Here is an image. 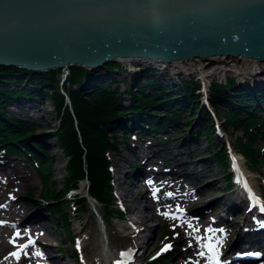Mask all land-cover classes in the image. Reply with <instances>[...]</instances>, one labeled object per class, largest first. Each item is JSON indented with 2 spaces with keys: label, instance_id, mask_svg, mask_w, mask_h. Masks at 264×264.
Returning a JSON list of instances; mask_svg holds the SVG:
<instances>
[{
  "label": "bare ground",
  "instance_id": "obj_1",
  "mask_svg": "<svg viewBox=\"0 0 264 264\" xmlns=\"http://www.w3.org/2000/svg\"><path fill=\"white\" fill-rule=\"evenodd\" d=\"M116 62L123 64V65H127V64L131 65L134 62H137V63L145 62L146 64H149V65L151 64L155 66L159 65L160 67H163L164 69H172L177 74L194 73L198 75L200 81L203 82L204 85L206 84L207 78H209L213 74L233 73V74L238 75L240 79H242L241 80L242 82L248 83V85L250 86L251 84L249 83V81L251 80V78L256 77L257 75L259 76V74L263 76V72H264V62H260V61H257V60H254L252 58H248L245 56L218 55V56H212L208 59L194 58L191 60H185V61L174 60L170 62L164 61L161 59H151L147 57H118L116 59ZM79 66L84 67L85 69H90L83 65H79ZM49 69H45L43 73L47 72ZM54 69H57L59 71V69H63V68L56 67ZM156 69L155 70L145 69V71L152 70L154 72L153 73L149 71L155 76L154 79L150 78L153 83H155L156 81L160 82L162 80L160 79V77L163 71H161L158 68ZM91 70H93L91 71L93 77L96 76L95 79L97 80V76H101V72L104 71V68L102 66V67L91 69ZM95 70H97L98 72L97 75H96ZM130 71L135 76V80L138 77L140 78V75L144 74V70L138 71L137 68H133ZM155 73H157L158 75ZM134 76L132 77V79H134ZM9 78L10 79H8L7 81H0L1 82L0 85L3 83H7L8 86L4 84L5 87L9 88L10 86H14L15 88H19V90L22 92L16 93L13 95L8 93L9 96L6 98H3L4 102L2 105H0L2 110L9 116H17L19 114L25 115L27 114L28 111H33V114L37 119L38 117L37 111L39 112L40 110H42V106H41L42 94L41 93H43V91H42L41 86L38 83H36L35 80L25 78V76H22V75H11ZM91 79L92 78L86 80L85 82L86 83L85 86H87V88L89 85L94 84L93 83L94 81H96V80H93V79L91 80ZM147 81H150V80H147ZM9 83H14V84L10 85ZM171 83L173 85L175 84L179 86L178 84L179 82H177L176 79L173 80V82ZM245 85L246 84H244L243 87L235 85V86H232L231 88H228L227 90H225L227 92L228 97L227 96L219 97L220 99L218 98V101H222L226 103L227 107H235L239 109V111L242 109L244 110L246 109L247 111H250V109L252 108H247V107H251V106L253 108L258 107L260 109H263L264 108V91L260 90V93L255 96L256 93L249 94V91L247 89L241 90L244 87L248 88L247 85L246 86ZM236 86L238 87L234 88ZM176 90H178L179 92L176 94H173V92H176ZM236 90L237 91L241 90L242 92L245 91V93H239V94H237V92L234 93V91ZM166 92L171 94V96L174 98L173 101H170V102L162 101L158 103L156 107L148 109V111H146V116L143 118L142 121L137 120L134 114H129V113L125 115L121 114V116L118 118L117 124L114 126V128L118 127L120 132L128 128L134 129L135 130L134 133L129 134L130 138L128 139H131V141L137 140L133 143H131L130 141V143L127 144L126 146L123 145L125 148L132 150L133 155L135 156L136 162L134 160L131 161V159L127 157L125 153L121 152L120 158L118 157L117 159L126 160V165L128 164V166L123 169L117 166L116 169L119 171L120 174L138 176L136 180H139V181L141 180V182H143V185L146 186L145 188H143V191L141 192V194L134 195L135 205L130 207L131 213H129V214H133V217L123 222L118 223V226L120 225V227L122 228L124 227L127 228L128 226L133 227V230L130 231V234L133 238H135L136 244L134 245L138 246V250L139 249L142 250L140 253H134L133 255L134 258L133 260H129V264H145V261H143L142 258L145 257V255L149 252V248L151 245V244L147 245L148 242L146 241L147 240L149 241V239L152 238L154 234V227H155L154 225V227L152 226L149 228V230H146L147 229L146 223H148L146 222V220L149 221L151 220V217H154L153 216L154 213L152 214V216L150 214L148 218L146 217L145 211L148 209L153 210V212L156 211V213L159 214L161 210L163 211L165 210L166 207H168V210H171L173 212V215L178 216V218L181 220L180 223L176 226V233L174 235L173 243L170 244L167 250H165L164 252H160L152 257V260L157 261L161 259L163 254L165 255L166 252H169V253L172 252L173 255L175 256L174 264H180V263L181 264H195L196 261L200 260V257L197 252V246H196L197 240H196V237L193 236L194 229L198 227H203L205 218L208 215H210L212 212L217 211L218 207L220 208V211L223 209V212H222L223 218H221L222 220L219 219L221 222L224 223V226H225L223 229V235L221 237L223 239L225 238L228 240L230 236L234 233V231L232 230L234 229L235 225L233 222L234 220L232 221L231 217L238 215V217L241 218L242 216V212H241L242 210L237 209V207L240 206L242 204V201L244 200V196L241 193L243 191L241 190L239 185H237L236 191H232L231 188H229V190H231L229 191L230 193H227L225 192V190H222L220 192L221 195L214 198L213 200L209 202H205L201 204L200 206L198 205V206L192 207L194 205L195 200H203V197L208 192H210L209 188L210 187L212 188L213 186L212 184H216L217 179H215L216 178L215 176L208 177L209 175H211V168L210 166L207 165L209 161V157L206 156L204 153H202V151L206 148L198 147L199 140L197 138L199 137L196 135V132H194L193 130L194 126L192 128V125H195L196 122L200 119V117H197L196 121L194 120L195 123L193 122L191 124V127H189L187 131H185L186 133H183L179 137L172 136V134H177L176 130L178 129H176L175 127L176 122L172 119L163 118L162 115L158 112V109L160 107L170 109L169 107L171 106L172 107L170 109L171 111L174 108L172 105L174 106L177 105V107L179 108L178 111L180 112L184 111L185 113H187L185 110L188 109L187 105H189V100L188 101L184 100L182 96L183 93L180 91V88L178 87L177 89L174 88V86L168 87L166 89ZM158 95L160 96V98L164 97V94L162 93H159ZM239 95L245 96V97L242 99H239L238 97ZM207 98L210 103V100H211L210 97L207 96ZM247 99H249V101L250 99L251 101L253 100L252 101L253 104L252 102L248 103ZM238 100H241L240 101L241 104L237 103ZM165 116L168 117L169 113L166 112ZM186 116L189 118L188 114H186ZM150 119H154V120L161 119L162 121L155 122L157 123L156 125L155 124L152 125V123L148 125V121ZM187 123H190V122L189 121L187 122L185 120L183 123H181V125H183L184 127V125H186ZM142 124H144V127H142ZM170 132L172 133L169 136ZM214 134H215V129H214ZM38 136L42 138L46 137L45 139L46 141H43V142L46 143L44 147L47 149L48 144L51 143V141L47 137V134L40 133L38 134ZM137 136H140L142 139H137ZM219 137L221 139L224 138L223 136H219ZM208 144H212V143H208ZM226 144H227L226 141L222 142V145H226ZM165 147L167 148V151H166L167 154H165ZM229 147L231 148L230 143H229ZM184 152L191 153L188 156L189 158H184L182 156ZM47 153H48V150H47ZM10 155H4L0 157V170L2 171V173L0 172V216H1L0 218H2V220H0V250L2 249L4 250L7 247L5 243L6 241L9 242L12 248L15 247L16 245L19 244V238L23 235H26L29 232L31 235L26 236V237H30V236L34 237L35 241L33 244H37L41 246L44 249L45 254L42 255V258H39L33 250H30L32 244H27L26 247H22V248L15 250L14 252H10V253H16L15 256L10 255L9 253V255L15 259L11 264H44V262H47L49 264H62L61 262L63 259H60V256L55 253L57 251L61 252L64 250L60 246L54 245L55 243L44 240L45 235H48V236L50 235L49 234L50 227L48 225L47 220H45V216H43L42 211H41V208L42 209H46V208L39 206L33 211H31L30 213L26 214L24 206H22V204L18 201L20 197L21 185H26L27 183L32 182L33 179L29 175H23V174L21 175L19 173L18 167H15L14 165L9 163L12 160L10 158ZM160 155L161 156L165 155V156L161 157ZM239 155L241 154H234L236 159L239 161V162H236V164L239 163L241 165V167L240 166L239 167L241 168V171L243 173H246L245 175L248 181H250L252 185L256 184L255 176L253 175V173L251 172L247 173L246 169L242 168L244 167V162L242 163ZM161 158H163L165 161L170 162L172 164V167L168 168L166 166L165 168H161L155 171L156 172L155 174L157 175L158 179L148 180L147 183H145L142 180L145 178L143 175L149 174L151 170H147L146 169L147 165L142 166L140 162L143 160L148 163L151 162L152 165H154V163L158 162L159 159ZM117 159L116 161L118 162ZM188 162L189 164H187ZM203 164L204 166H202ZM178 166H181V169H182L181 171L189 172V173L183 174L182 172L178 174V176H175L173 173L175 171H173L171 168H176ZM158 167L160 166L158 165ZM110 171L112 173V170ZM11 175H15L16 177L12 179L10 177ZM172 176L174 179L175 177L180 176L181 178L186 179L188 182L178 183L173 180ZM117 178L120 179L119 174ZM137 183L134 181L133 186H136ZM193 185L194 186L196 185V186L189 193L184 194V193L175 192V193H171L170 195L169 194L166 195L167 199L164 202V198H163L164 190L166 189H181L182 190V188H185V187L188 188L189 186L192 187ZM154 186H157V188H156V192L152 194L150 193V191L152 187ZM254 186L257 187V185H254ZM9 191H12L13 193H15V197L14 195L11 194L9 195V197H7L4 200L3 194L5 193L7 195ZM121 191L122 192L120 194L119 193L117 194V197H120L125 202H126L125 196L130 197L133 195V193L130 190H129L128 195L124 194L125 192L123 193V190ZM11 200L14 206L10 204ZM2 201L3 203H1ZM6 204L10 205L8 209L5 208ZM161 206H162V209H161ZM177 206L178 208L174 209ZM181 207H183V209ZM262 209L264 210V207ZM260 210H261V207L250 209L249 212L251 213L249 215V218L242 221V223L241 222L238 223L240 225L239 229L241 231L240 232L241 234L237 232L235 238L236 239L241 238V240L238 241L240 242V244H250V242H256V243H259L258 246L264 245V232L262 230H259V228L261 227L255 228V229L252 228L254 226V224L252 223L255 219V216L257 215V213H259ZM192 211H194L196 214L195 218L192 217V214H193ZM120 218H122V216H120ZM15 219H18L20 221L17 222ZM14 221L18 223L17 226H20L21 223H24L26 228L23 229L19 227L17 229H7L6 224L9 225V223L11 222L14 223ZM210 221L213 223V219H210ZM100 227L102 229V237H101V242H100L98 251H96L93 254V260L89 261L88 259L84 258L82 259L81 263L82 264H122L124 260L128 259V257L132 255V250L134 252V249L132 247H130L129 249L127 248L125 250V253L127 255L124 257V254H123L124 249H118L120 247H116L115 249H112V247H110L109 245L110 242H109L108 234L106 233L105 226L101 224ZM55 249L56 251H54ZM177 259L182 260V262L180 261L178 262ZM256 263H257L256 261H252V263L250 264H256Z\"/></svg>",
  "mask_w": 264,
  "mask_h": 264
},
{
  "label": "water",
  "instance_id": "obj_2",
  "mask_svg": "<svg viewBox=\"0 0 264 264\" xmlns=\"http://www.w3.org/2000/svg\"><path fill=\"white\" fill-rule=\"evenodd\" d=\"M218 55L264 62V0H0V65L68 71Z\"/></svg>",
  "mask_w": 264,
  "mask_h": 264
},
{
  "label": "trees",
  "instance_id": "obj_3",
  "mask_svg": "<svg viewBox=\"0 0 264 264\" xmlns=\"http://www.w3.org/2000/svg\"><path fill=\"white\" fill-rule=\"evenodd\" d=\"M119 65V63L110 62L104 66L109 70L119 69L117 68ZM59 70L62 71L61 69ZM60 71L50 68L43 73V71H34L16 65H0V81H7L11 75H22L25 78L35 80L41 86L45 96L53 104L52 111L54 115L52 117L57 122L55 130L52 132V137L63 154L65 168L64 179L61 181L59 188H52L48 184L52 161L49 159L48 149L40 141L32 137L35 130H38L36 127L41 126L35 119L30 120L19 116H9L0 107V150L13 151L37 163L42 182L40 191L41 203L44 202L45 210L48 213L51 215L56 213L58 215L53 217L56 225L61 228H69L71 221L69 220L70 218L68 219V203H71L70 207L74 206V208L72 207L73 214L80 213L82 215L87 208V197L84 194L85 191L80 194H72L69 197L67 194L72 189L77 188L80 180L85 178L88 180L87 187L85 186L86 191L98 200L99 205L105 210L107 215L114 213L112 211L115 208L113 207L110 150L118 152L119 148L115 145V139H111L110 136H113L115 132L114 126L117 124L121 114L129 113L136 116L138 114L144 116L148 109L156 107L162 101H173L174 98L170 93L166 92V89L171 86L164 80L156 81L157 83L144 82L138 86L132 84L123 90L119 89V86L114 83H117V80L113 79L110 82L96 80L93 82L94 84L89 85L87 88L85 82L90 79L91 70L88 71V69L86 70L79 65H71L69 67L62 83V86H64L63 93L57 85V73H60ZM150 78L154 79L155 76L144 77V80H151ZM227 81L224 83L215 80L210 82L209 95L210 103L213 106H215V101H218L219 97H228L225 90L237 85V81L232 77L227 78ZM177 82H179L178 88L186 96L187 100L194 102V100L198 99V94H195V92L199 89V84L193 77L188 78L187 81L179 79ZM188 82L192 83L191 91L187 88ZM44 84L48 85L45 86ZM20 92L22 91L9 89L5 85L0 86V105L4 102L3 98L9 96L8 93L13 95ZM159 93L164 94V97H161L162 99L158 95ZM240 93L244 92L241 91ZM66 95H68L70 102L66 101ZM238 97L242 99L245 96L239 95ZM240 101L238 100L237 103L241 104ZM172 106L174 107L173 110L170 111L171 106L169 107L170 109H166L169 116L163 117L165 113H162V117L183 123L184 120L180 118H184V114L178 111L177 105ZM250 108H252L250 111L241 112L235 107H227L223 113L227 122L241 127L243 134H245L244 136H235L232 146L245 157L251 168H256L258 164L264 162V152H261L259 147L254 144L255 137L259 134V128H264V108L262 109V114L256 108L252 106ZM204 116L209 117V111L205 108V105L201 109L200 130H202L206 138H213L214 126L212 119L207 120ZM189 120L190 118L186 121L188 122ZM159 121L162 120L153 119L151 123L156 125L157 123L155 122ZM129 134L123 132L122 137L128 140ZM196 135L199 136V133ZM210 142L214 145L211 151L213 159L221 166L227 168L228 160L225 146L222 144L217 145L214 141ZM32 144L37 145V147ZM45 168L47 169L46 171ZM224 176L227 181H230L229 174L225 173ZM31 192L29 190L27 195H31ZM33 206L35 204H31V207Z\"/></svg>",
  "mask_w": 264,
  "mask_h": 264
},
{
  "label": "rangeland",
  "instance_id": "obj_4",
  "mask_svg": "<svg viewBox=\"0 0 264 264\" xmlns=\"http://www.w3.org/2000/svg\"><path fill=\"white\" fill-rule=\"evenodd\" d=\"M116 63H118V62H116ZM120 65H119V67H117L119 69H109V70L105 69L106 66H104L103 67L104 71L101 72V76H97V80L99 79L102 82H110L113 79L117 80L118 84L117 83H115V84H117L119 86V89L123 90L124 88L127 87V85L129 86V85L133 84L134 86L135 85L138 86V85H142L141 83H144V82H150L151 83L152 80H150V81L144 80V77L146 78L147 76L150 77L151 75H154L151 73V72H153L152 70H155L156 68H158L161 71H163L160 79L166 81V83L168 82V84L170 86H174V88H176V89L178 86L175 84L173 85L171 83V82H173V79H176V81H178L179 79H181V80L184 79V81H187L188 78L193 77L196 80V82L199 84V89H197V92H195V94H198V99H200L198 104H196V103L194 104L193 101H189V105H187L188 109L186 108L187 110H185L187 113H185L182 110L183 111L182 113L185 115H184V118H181V119H183L184 121L188 120V118L186 116V114H188L189 118H190V120H189L190 123H187L186 125H184V127H183V125H181V123L180 124L176 123L175 127L178 130H176L177 134H172L173 137H175V136L179 137L183 133H186L185 131H187V129L189 127H191V124L193 122L195 123L196 118H197V114L199 111L198 106L202 102V99L206 104H209L207 96L210 97V95H209V93H210V88H209L210 82L215 80V81H219L221 83H224L227 81V78L232 77L237 81L238 86H241V84L244 83L241 81L242 79H240V77L238 75L233 74V73H226V74L216 73V74H213L209 78H207L206 84L204 85V83L200 81L198 75H196L194 73L177 74L172 69H164L163 67H160L159 65L155 66V65L151 64L152 65L151 66L149 64H146L145 62L144 63L134 62L131 65H128V64L127 65L120 64ZM133 68H137L138 71L144 70V74L140 75V78L138 77L135 80V76L130 71ZM161 68H163V69H161ZM145 69H152V70L145 71ZM61 70L62 71L59 70L60 73H57V77H58L57 85L59 86L60 90L62 87V83L64 82V80L62 81L60 78V77H62V73H63L64 69H61ZM89 70H91V69H88V71ZM65 71H67V70H65ZM91 71H93V70H91ZM149 71H151V72H149ZM39 72H41V71H39ZM95 72L97 75V73H98L97 70H95ZM104 73H105V75H104ZM155 74H157V73H155ZM102 76H103V78H102ZM133 76H134V79H132ZM261 76L262 75L259 74V76L257 75L256 77H252L251 80L249 81V83L251 85L250 86L247 85L248 88L244 87L241 90L247 89L249 91V94H255L256 93L255 96L258 95L260 93V89L256 88L255 85H257V84H255L254 79L256 81L257 80H263L264 81V72H263V76L262 77ZM257 77H259V78H257ZM90 78H92L93 80H96L95 79L96 76L93 77L92 74H90ZM11 80H12V78H11ZM126 80H128V81H126ZM169 80H171V81H169ZM3 84L8 86L7 83H3ZM9 84L13 85L14 83H9ZM0 86H4V85H0ZM45 86H46V84H45ZM238 86H236L234 88H237ZM191 87H192V83L188 82L187 88L189 91H191ZM260 88H264V85H260ZM9 89L19 90V88H15L14 86H10ZM237 90L234 91V93L237 92V94H239L241 92V90H239V91H237ZM62 92L64 93V89L62 90ZM178 92L179 91L176 90V92H173V94H176ZM244 93H245V91H244ZM41 94H42V97H41L42 98V103H41L42 110H40L39 112L37 111V115H38L37 122H39L41 126H40V128L36 127V128H38V130H35L34 135L37 136L36 138L41 139L42 141H46L45 140L46 137L42 138V137H39L37 135L40 133H46L47 137L51 141L50 150H49V152L51 154H50L49 159H51L52 165L50 166V170H49L50 171V175H49L50 177L48 180V184L50 187L58 189L59 186L61 185V181L64 179V173H65L64 157H63L62 152L59 150V148L56 144V141L52 137L53 136L52 132L55 130V125L57 122L52 117V115H54V112L52 111L53 104L50 101V99L45 96V94H43V93H41ZM182 96H183L184 100L188 101L185 95L182 94ZM66 99H67V102H70L68 95H66ZM221 99H223V98H221ZM247 101H248V103H251L253 100L251 101V99H250V101H249V99H247ZM215 102H216L215 106H213V105L212 106H213L215 112L218 113L219 123L221 124L220 127H222L221 130L223 132V135H224V137L227 136L228 141H230V143H232V145H233L235 136H244L245 134H243L244 132H243L241 127H239L233 123H229V122H227V120L224 119L225 115L223 112H224V109L227 108L226 103H224L222 101H215ZM252 104H253V102H252ZM208 107H209V105H208ZM247 108H250V107H247ZM256 110L260 114L263 113V110L258 108V107H256ZM240 111L246 112L247 110L242 109ZM158 112L160 114L166 113V108L160 107L158 109ZM21 115H24V114H21ZM25 115L31 116L28 114H25ZM32 117L36 119L35 116H32ZM193 126H194V128H193ZM192 128H193V130H198V131L200 130V128H201L200 119L196 122L195 125H192ZM172 132L169 133V136L171 135ZM121 137L122 136H121V132H120L119 128L115 127V132H114L113 136H110V138L115 139L114 142H115V145L117 146V148H119V151L116 152L114 150H110V157H113V159H114L113 160L114 162L112 164V170H113L112 173L114 172V174L116 175V179L112 178V182H113V184L116 183V185H117V188H115L113 191H114V194L116 193V196L118 193L120 194L122 192L121 190H123V193L125 192L124 194H127V195L129 194V190H130L133 193V195L130 197L125 196L126 202L124 200H122L120 197L113 199V201H115V203H116V206L113 205V207L115 208V210L114 209L112 210L114 212L113 214L110 213V215L109 214L104 215V213H105L104 209H102L99 204H95L97 211H94V210L92 211L91 208L89 209V207H87L86 211H84L82 213V215H80V213L76 214L77 216H80V218H81L80 221L78 222L75 219V215H73L72 208L70 207L71 203L69 202L68 203V210H69L68 219L70 218L69 220L71 221V224H70L69 228H61V227H57V225L53 221V217H56L57 214L55 213V214L51 215L45 209L41 208L42 214H43V216H45V220H47L48 225L50 227V229H49L50 235L49 236L45 235L44 240H46L48 242H53V243H55L54 245H58L64 250L61 252L57 251L56 253L54 252V251H56V249L53 251L55 254L60 256V259H63L61 262L62 264H82L81 261L84 258L88 259L89 261L93 260V254L96 251H98L99 246H100V242H101L100 231L98 229V221H97V217H96V216H99L101 214H103L105 216V220H108V221H106V233L108 234V238H109V242H110L109 245H110V247H112V249H115L116 247H125L128 249L130 247H132V248L135 247L134 246V244H136L135 238H133L131 236V234L129 236H127V234H128L127 232H130L132 229H130L128 227L122 228V227H120V225L118 226V223L123 222V221L133 217V214H129V213H131L130 207L135 205L134 195L135 194H141V192L143 191V188H145L146 186L143 185V182H141V180L140 181L136 180L137 177H130L127 174H120L119 171L116 169L117 166L121 167L122 169L126 168L128 166V165H126L125 160H123V159L118 160L117 159L118 157L120 158L121 152L125 153V155L128 157L131 156V152L129 150H127V148L124 147L130 143L131 139H128V140L123 139L122 140ZM198 137H199V138H197L199 140L198 147L199 148H203V147L206 148L202 151V153H204L206 156L209 157V161H208L207 165L210 166V168H211V175H209V176L207 175V176L208 177H211V176L214 177L215 176L216 177L215 179H217V181H216V184H212L213 186L211 185L212 188L211 187L209 188L210 192H208L203 197V200H195L194 205L192 207L197 206L199 204H202L204 202H209V201H207V199H212V198L214 199V197L221 195L220 192L222 190L219 187H220V185H223V183H224V178H223L222 174L227 171V169L225 170V169L221 168V165L218 164L213 159L211 151H212L214 145L208 144V143H211L210 141H214V143H216L217 145H220L219 142H216L215 138H212V137L209 139H206V137L202 133V130H200ZM135 141H137V140H133V141H131V143H133ZM254 144L257 145L259 147L260 151L262 152L261 148L264 149V129L259 128V134L255 137V143ZM2 152L3 151H0V154H2ZM190 154L191 153L184 152L182 156L184 158H189L188 156ZM6 155H10L12 162L10 161L9 163L14 165L15 167H18L19 173L21 175L22 174L23 175H29L33 179L32 182H29L26 185H21L20 197L18 199V201L22 204V206H24L26 214L30 213L31 211H33L34 209H36L39 206L44 207V204L41 203L42 201H41V197H40V191H41V187H42V182H41V178H40V175H39V172L37 169V165L35 163H33L31 160H28V159L22 160L20 158H17L16 156L13 155V152L8 151L6 153ZM17 156H19V155H17ZM239 156L241 158L240 160L242 161V163L244 162L243 168L246 169L248 173L251 172L255 176V181H256L255 183L257 185V187H255V188L257 190H258V188H260L261 190H264V163L258 164L256 166V168H254L257 171H253V170H251L250 166L248 165L245 157L241 156V155H239ZM116 159L118 160V162L116 161ZM196 160H197V158H196ZM198 162H199V160H198ZM159 164L164 165V163H159V162L154 163V165H159ZM144 165L149 166L150 164L145 161ZM166 165L170 166L171 164H166ZM202 166H204V164ZM46 170L47 169L45 168V171ZM0 172L2 173L1 170H0ZM118 174L120 175V179L117 178ZM174 175L178 176L176 173H174ZM147 176H148V179H150V178L155 179V180L158 179L156 174H153V175L148 174ZM10 177L12 179H14L16 176L11 175ZM172 178H173V176H172ZM173 180L178 182V183L179 182H184V183L188 182L186 179H183L180 176L175 177V179L173 178ZM134 181L136 183L138 182L136 184V186H133ZM82 182H85V180L83 179ZM85 184L87 185V183H85ZM195 186L194 185L192 187L189 186L188 188L185 187V188H182V190L181 189H166V190H164L163 191L164 202L167 199L166 193H175V192L176 193H185V192L189 193L190 191H192L194 189ZM29 190L32 191L31 195H27V192ZM80 190H81V192H84L85 187L84 188L79 187L78 189H75L73 191L79 192ZM154 190L155 189H153V191ZM150 193H151V191H150ZM11 194L14 195V197H15V193H13L12 191H9L7 193V195L5 193L3 194V199L5 200ZM242 195L244 196L243 193H242ZM263 196H264V194H263ZM3 201L1 203H3ZM10 204H12L14 206L12 200H11ZM31 204H35V206L31 207ZM9 206H10L9 204H6L5 208L8 209ZM122 206L125 207V214L123 215V217L121 219L118 220L116 218V216H117L116 208L122 207ZM161 209H162V206H161ZM148 210L145 211L146 217L148 218V216H150V214L152 216L153 213H154V215H153L154 217H151V220H149V221L146 220V222H148V223H146V226H147L146 230H149V228L152 226L154 227V225H155V227H154V234H153L152 238H150L149 241L148 240L146 241V242H148L147 245L151 244L150 248H149V252L145 255V257L142 258V260L145 261V264H174L175 262H173L174 260L172 257L173 254L171 255V253H169V254L166 253L164 256L161 257V259H159L157 261L152 260V257L155 256V253L157 254L158 252H160L162 245H164L165 242L171 241V243H173L172 241L174 240V235L176 233V226L178 225V223H177L178 216H172V217L168 218V217H163L162 213L160 215V214L156 213V211L153 212V210H149V211ZM216 212H213L211 214V216H207L204 221H208L209 217H211V219L215 218ZM111 215H112V217H111V219H109V217ZM236 217L240 218V217H238V215L232 216V221L233 220L235 221ZM0 220H2V218H0ZM15 220L17 222L20 221L18 219H15ZM114 220L117 221V224L114 222ZM80 223H82L83 227H82L81 231L78 232V228H79ZM17 224L18 223H16L15 221H14V223L11 222V223H9V225L6 224L7 225L6 228L7 229H17L19 227H21L23 229L26 228L24 223H21L20 226H17ZM237 227H238V225L236 224L235 229ZM26 231H27V229H26ZM29 234L30 233L28 232L26 235H29ZM26 235H23L19 238V243L22 242V240L26 237ZM5 243H6L7 247L4 250L3 249L0 250V264H11V263H9V261L6 262L7 261L6 259L9 257H12L9 255V253L17 250V247H19V245H16L15 247L12 248V246L9 244V242L6 241ZM30 250H32V249L30 248ZM139 252H140V250H139ZM165 256H168V257L164 258ZM171 257H172V259H171ZM163 258H164V260H162ZM179 261L182 262V260H178V262Z\"/></svg>",
  "mask_w": 264,
  "mask_h": 264
},
{
  "label": "snow or ice",
  "instance_id": "obj_5",
  "mask_svg": "<svg viewBox=\"0 0 264 264\" xmlns=\"http://www.w3.org/2000/svg\"><path fill=\"white\" fill-rule=\"evenodd\" d=\"M170 195V194H169ZM196 229H194V231H195ZM17 235H18V233H17ZM32 241H29V243H31ZM27 245H24V246H22V247H26ZM167 247V246H166ZM205 247H208V248H210L211 246L210 245H206ZM162 251H163V249H162ZM213 252L215 251L214 249L212 250ZM199 255H201V256H204L205 255V253L204 252H200V253H198ZM10 255H12V256H15L16 255V253H10ZM37 255H39L38 253H37ZM209 264H219V260L215 257V256H212L211 258H210V260H209Z\"/></svg>",
  "mask_w": 264,
  "mask_h": 264
}]
</instances>
